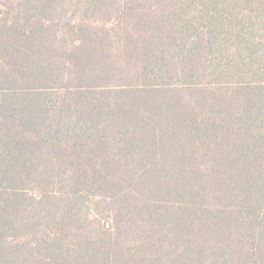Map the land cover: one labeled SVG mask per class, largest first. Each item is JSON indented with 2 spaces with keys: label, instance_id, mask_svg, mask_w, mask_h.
<instances>
[{
  "label": "trees",
  "instance_id": "16d2710c",
  "mask_svg": "<svg viewBox=\"0 0 264 264\" xmlns=\"http://www.w3.org/2000/svg\"><path fill=\"white\" fill-rule=\"evenodd\" d=\"M18 1L0 264H264V0Z\"/></svg>",
  "mask_w": 264,
  "mask_h": 264
},
{
  "label": "rangeland",
  "instance_id": "374dc122",
  "mask_svg": "<svg viewBox=\"0 0 264 264\" xmlns=\"http://www.w3.org/2000/svg\"><path fill=\"white\" fill-rule=\"evenodd\" d=\"M79 0H59L57 1L56 5L58 6V8H60V5L62 6L63 10H61L62 13H64L67 17L65 19V21H68V19L70 18V14H72L73 16L75 15V19L78 17H81L82 15H84L83 11H81L80 9L75 8V4L76 2ZM19 1L18 0H0V18H4L7 21H16L18 20V18H21V10L19 7ZM30 5L25 6V9H29L30 10ZM17 10H19V12H17ZM44 17L46 18H50L51 16H49L46 13H43ZM96 18V16L94 17ZM110 39L108 38V41L110 43ZM111 45L108 47H111V52L114 53V50L117 52V48L115 47L116 44L114 43V40L112 43H110ZM102 49H106L107 47L102 45V47H100ZM5 57V52L2 51L0 52V68H3L4 73L7 75L8 72L10 71V67L9 65L11 64V61L8 58H4ZM4 78V74L0 72V88L3 86L2 83V79Z\"/></svg>",
  "mask_w": 264,
  "mask_h": 264
}]
</instances>
